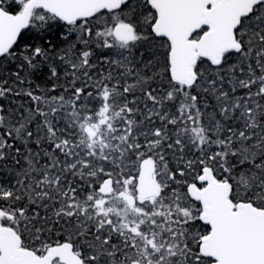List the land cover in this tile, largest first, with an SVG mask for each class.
<instances>
[{"label":"snow or ice","instance_id":"obj_1","mask_svg":"<svg viewBox=\"0 0 264 264\" xmlns=\"http://www.w3.org/2000/svg\"><path fill=\"white\" fill-rule=\"evenodd\" d=\"M0 101V264H264V0H0Z\"/></svg>","mask_w":264,"mask_h":264},{"label":"trees","instance_id":"obj_2","mask_svg":"<svg viewBox=\"0 0 264 264\" xmlns=\"http://www.w3.org/2000/svg\"><path fill=\"white\" fill-rule=\"evenodd\" d=\"M37 83H41V81H37ZM45 86L50 87L51 85L49 84V85H45ZM56 91L59 92V91H61V89L58 87ZM52 94H55V93H52ZM2 102L3 101H0V103H2Z\"/></svg>","mask_w":264,"mask_h":264}]
</instances>
